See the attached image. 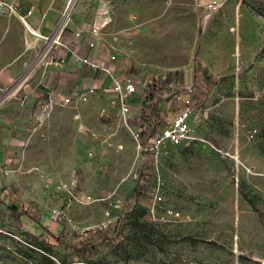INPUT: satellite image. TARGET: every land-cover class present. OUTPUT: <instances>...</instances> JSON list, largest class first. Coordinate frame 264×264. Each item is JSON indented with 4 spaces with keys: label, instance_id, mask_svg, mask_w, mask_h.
I'll use <instances>...</instances> for the list:
<instances>
[{
    "label": "rangeland",
    "instance_id": "rangeland-1",
    "mask_svg": "<svg viewBox=\"0 0 264 264\" xmlns=\"http://www.w3.org/2000/svg\"><path fill=\"white\" fill-rule=\"evenodd\" d=\"M10 1L31 31L0 18V142H23L0 147L14 187L0 201V264H38L30 236L55 264H264V0H222L207 18L197 0ZM100 12L107 41L129 34L116 49L145 88L194 89L195 134L211 147L153 158L132 121L103 126L92 104L24 107V88L44 90L42 21L56 17L62 35Z\"/></svg>",
    "mask_w": 264,
    "mask_h": 264
},
{
    "label": "crops",
    "instance_id": "crops-1",
    "mask_svg": "<svg viewBox=\"0 0 264 264\" xmlns=\"http://www.w3.org/2000/svg\"><path fill=\"white\" fill-rule=\"evenodd\" d=\"M10 1V0H9ZM210 1H215L220 4L222 0H197L198 5L201 6L203 15L205 14V6ZM68 2V1H67ZM3 19H16L14 17H0ZM31 16L29 15L26 18L27 28L23 25V27L29 32L31 31L30 24L28 23ZM56 18V17H55ZM55 18L53 21H42V36H49L53 32L51 27L56 23ZM17 20V19H16ZM18 21V20H17ZM105 22V26L99 31V34L94 39V46L92 49L87 47L88 41V30L92 27H95L99 22ZM74 22V21H73ZM109 19L107 15H103L101 12L96 14L92 19L91 23L88 24L85 29H74L71 32H65L62 35H59L61 40L67 44L68 49L66 51H62L60 49H51V51L46 52V59L44 63L46 64L44 69V75L42 76L41 82L43 85V89L41 93L31 92L27 88L23 89V97L25 108L28 106L33 100L37 99L38 103L44 104L46 97V89H50L57 94H61L62 96L70 97L69 105L77 106V105H87L92 104L95 106L96 118L100 121V123L106 127L108 125H120V123L113 117V111L109 110L106 115L101 116L99 114L100 107L103 106L104 102L108 99L107 91H104L108 87V78L104 77L98 71H94L90 68L82 66L79 63L80 58L88 57L89 59L99 62L105 63L107 56L114 55L117 59L115 64H112L110 67L113 68L114 73L119 75L123 72L133 76L136 80V93L133 96L131 102V108L128 115L129 121L133 123L134 127H138L140 131V136L143 137L144 142L142 145H147L152 136L158 133L162 128L163 124L168 122L179 110L182 108L181 99L189 98L191 107L193 108L196 101L194 100L195 92L192 88V93L189 96L180 94V99L175 100L172 96L173 93H179L178 90L173 91L169 89V84H164L165 86L160 90L154 88L153 91L145 88L144 82L146 77L142 76L139 73L138 69L132 67L127 58L120 55V52L116 49L117 40L124 41L127 43L129 40V34L125 33L122 36H112L113 38H109V41L105 38V36H101L103 31H105ZM22 25V24H21ZM51 29V30H50ZM50 30V31H49ZM73 30V29H72ZM49 32V35H46ZM80 33L78 37H74L75 33ZM61 33V32H60ZM131 35V34H130ZM102 37V38H101ZM40 63L42 64V57ZM164 82H168V80H164ZM33 86V85H31ZM189 86V85H187ZM184 87V86H183ZM181 87V88H183ZM89 88H94V93L87 97V101L85 103H79L75 99V95L78 93L85 91ZM180 88V89H181ZM106 93H104V92ZM26 94V95H25ZM8 104V103H4ZM44 106V105H43ZM191 108V109H192ZM22 119L24 120L25 114L29 116V108L26 109V113L22 110ZM9 116V115H7ZM196 114L192 109L191 120H196ZM5 119V117H2ZM9 121V119H6ZM128 121V123H129ZM121 126V125H120ZM119 127V126H118ZM117 127V128H118ZM1 143L0 147H21L23 146V142L14 141V145L8 142ZM197 146V145H191ZM120 147V148H118ZM122 145H118V149H122ZM172 147V146H165ZM183 147V146H178ZM190 147V146H188ZM11 182L9 177H2L0 175V201H3L4 195L10 188L14 189L13 185H8ZM12 208V207H11ZM15 210L11 209L10 213H13ZM42 228H45L42 225ZM55 229V227H54ZM49 230V229H47Z\"/></svg>",
    "mask_w": 264,
    "mask_h": 264
},
{
    "label": "built area",
    "instance_id": "built-area-1",
    "mask_svg": "<svg viewBox=\"0 0 264 264\" xmlns=\"http://www.w3.org/2000/svg\"><path fill=\"white\" fill-rule=\"evenodd\" d=\"M219 8V4L215 1H210L205 6L204 18H207L212 13L216 12ZM30 15L29 10H22L19 6L9 0H0V17H14L22 25L27 28L26 18ZM105 22H99L95 27L88 30L87 47L92 49L94 46V39L99 34V31L105 26ZM60 32V31H59ZM53 33L49 36L39 37L50 49H60L66 51L68 49L61 38L60 33ZM80 33H75L74 37H78ZM117 59L114 55L107 56L105 63H99L89 59L88 57L80 58L79 63L82 66L90 68L94 71H98L108 78V87L104 89L107 91L108 99L104 102L103 106L99 109L101 116L106 115L109 110L113 111V117L120 123L121 126L127 127L129 118V112L131 108V102L134 94L136 93V80L133 76L123 72L119 75L114 73L112 64H115ZM111 66V67H110ZM94 88H89L75 95V99L79 103H85L87 97L94 93ZM103 91V92H104ZM179 93H173L175 100L180 99V94L189 96L192 93L190 86H184L178 90ZM106 93V92H104ZM70 103V97L62 96L55 97V94L51 91L46 93L44 108L49 111L55 106H66ZM182 108L179 110L158 133L151 137L147 145L137 144V147H149L147 150L151 153L153 158L159 154L160 150L167 146L172 147H188L191 145H207V142L196 137L195 126L196 120H191L192 107L189 98L181 99ZM253 134V132H252ZM136 136V135H135ZM252 136V135H251ZM211 147V146H210ZM120 148V147H118ZM91 156V154H89ZM84 200H89L88 197H84ZM155 201H159L158 197H154Z\"/></svg>",
    "mask_w": 264,
    "mask_h": 264
},
{
    "label": "trees",
    "instance_id": "trees-1",
    "mask_svg": "<svg viewBox=\"0 0 264 264\" xmlns=\"http://www.w3.org/2000/svg\"><path fill=\"white\" fill-rule=\"evenodd\" d=\"M30 239H32L34 241V243H26L25 246L29 248V251H35L38 250L41 252V255L39 256L40 261L38 264H55L54 261L50 258L51 256V251H52V245L48 244L45 241H37L34 237L30 236ZM57 242V241H56ZM61 244V243H58ZM63 247L64 244H62ZM58 264H71V263H67L65 261H61Z\"/></svg>",
    "mask_w": 264,
    "mask_h": 264
},
{
    "label": "water",
    "instance_id": "water-1",
    "mask_svg": "<svg viewBox=\"0 0 264 264\" xmlns=\"http://www.w3.org/2000/svg\"><path fill=\"white\" fill-rule=\"evenodd\" d=\"M73 0H68L66 9L69 8L70 4L72 3Z\"/></svg>",
    "mask_w": 264,
    "mask_h": 264
},
{
    "label": "bare ground",
    "instance_id": "bare-ground-1",
    "mask_svg": "<svg viewBox=\"0 0 264 264\" xmlns=\"http://www.w3.org/2000/svg\"><path fill=\"white\" fill-rule=\"evenodd\" d=\"M71 6V5H70ZM70 8V7H69ZM36 34V33H35Z\"/></svg>",
    "mask_w": 264,
    "mask_h": 264
}]
</instances>
